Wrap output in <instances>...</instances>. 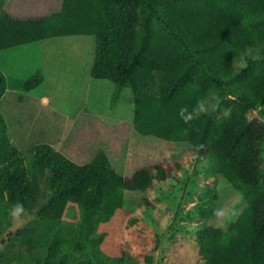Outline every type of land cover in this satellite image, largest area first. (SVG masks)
<instances>
[{
    "label": "trees",
    "instance_id": "1",
    "mask_svg": "<svg viewBox=\"0 0 264 264\" xmlns=\"http://www.w3.org/2000/svg\"><path fill=\"white\" fill-rule=\"evenodd\" d=\"M69 35L94 37L91 77L133 91L136 132L203 144L202 150H193L210 157L217 173L243 192L247 204L234 224L226 230L201 229V261L264 264L259 163L264 122L254 125L247 117L250 108L264 106V62L250 61L240 71L236 67L246 48H264V0H61L59 9L41 16L0 11V51ZM43 80L35 73L7 83L0 72V101L7 88L30 91ZM226 89L234 101L226 99ZM213 94L226 101L228 113L202 115L185 134L188 126L177 115L179 108L191 109L198 99ZM164 175L159 168L157 176ZM152 183L149 168L122 177L102 150L82 165L47 145H36L24 156L9 141L0 116V236L10 226L8 213L17 201L26 214H35L16 231L0 264L14 259L17 264H89L82 258L68 262L62 247L81 254L87 244L101 241L102 234L87 238L91 229L123 207L126 191L144 190ZM70 202L80 208L79 227L72 237L56 235L52 221L62 218ZM93 253L97 258V247ZM105 259L115 264L117 258Z\"/></svg>",
    "mask_w": 264,
    "mask_h": 264
},
{
    "label": "rangeland",
    "instance_id": "2",
    "mask_svg": "<svg viewBox=\"0 0 264 264\" xmlns=\"http://www.w3.org/2000/svg\"><path fill=\"white\" fill-rule=\"evenodd\" d=\"M60 4L61 0H0V11L41 16L59 9ZM94 54L95 39L89 35L50 38L0 51V72L7 83L25 81L35 73L44 78L30 91L7 88L0 101L7 136L20 154L28 156L32 147L47 145L82 165L102 150L122 177L128 179L141 168H149L153 176L151 186L126 191L123 207L108 222L91 229L87 238L102 234L101 241L87 244L81 254L67 246L62 250L68 262L82 258L89 264H110L105 259L108 256L118 259L115 264H199V233L205 226H215L212 210L243 192L232 185L229 189L214 161L199 157L189 143L136 132L133 91L91 77ZM250 61L264 62V48H246L236 63L237 70ZM226 95H230L229 89ZM44 97L49 99L47 107L41 104ZM225 102L218 110L221 115L229 111ZM247 117L254 125L264 122V106L250 108ZM259 163L260 185L264 186V143ZM159 168L164 178L157 176ZM42 186L49 193L45 180ZM246 204L243 195L242 207ZM34 218V213L26 214L22 227ZM79 218V206L68 203L62 218L52 221L54 233L74 236ZM22 227L10 218L9 228L0 236L1 258H6L10 241ZM13 252L16 255L18 250ZM9 264L17 263L14 259Z\"/></svg>",
    "mask_w": 264,
    "mask_h": 264
},
{
    "label": "clouds",
    "instance_id": "3",
    "mask_svg": "<svg viewBox=\"0 0 264 264\" xmlns=\"http://www.w3.org/2000/svg\"><path fill=\"white\" fill-rule=\"evenodd\" d=\"M227 100H235V95H228ZM222 101L220 98L213 94L207 97H202L198 99L195 105L189 109L188 106H182L179 108L177 115L184 125H187L183 131L187 134L188 129L192 126V122L198 120L202 115H209L219 110ZM41 104L44 107L49 105V99L47 97L42 98ZM67 111V106H66ZM191 148L195 151H200L204 148L203 144L191 145ZM231 185L228 188L231 189ZM243 204V194L237 193L235 199L226 205L216 207L212 210V216L215 220V227L218 229L226 230L229 225L234 224L237 219L243 214L244 208ZM8 215L15 222L17 227H22L25 223L24 217L26 216V210L24 205L17 201L10 209ZM201 264H204L201 261Z\"/></svg>",
    "mask_w": 264,
    "mask_h": 264
}]
</instances>
